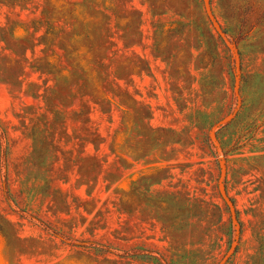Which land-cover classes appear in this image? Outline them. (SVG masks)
Returning a JSON list of instances; mask_svg holds the SVG:
<instances>
[{
    "label": "rangeland",
    "instance_id": "374dc122",
    "mask_svg": "<svg viewBox=\"0 0 264 264\" xmlns=\"http://www.w3.org/2000/svg\"><path fill=\"white\" fill-rule=\"evenodd\" d=\"M0 264H264V0H0Z\"/></svg>",
    "mask_w": 264,
    "mask_h": 264
},
{
    "label": "trees",
    "instance_id": "16d2710c",
    "mask_svg": "<svg viewBox=\"0 0 264 264\" xmlns=\"http://www.w3.org/2000/svg\"><path fill=\"white\" fill-rule=\"evenodd\" d=\"M228 200H229L231 203H233V201H232L231 199L228 198Z\"/></svg>",
    "mask_w": 264,
    "mask_h": 264
},
{
    "label": "water",
    "instance_id": "95a60500",
    "mask_svg": "<svg viewBox=\"0 0 264 264\" xmlns=\"http://www.w3.org/2000/svg\"><path fill=\"white\" fill-rule=\"evenodd\" d=\"M229 201V200H228ZM230 204H232L230 201H229Z\"/></svg>",
    "mask_w": 264,
    "mask_h": 264
}]
</instances>
